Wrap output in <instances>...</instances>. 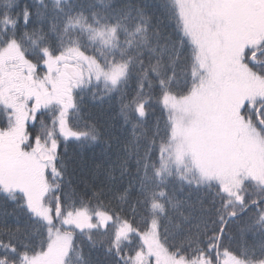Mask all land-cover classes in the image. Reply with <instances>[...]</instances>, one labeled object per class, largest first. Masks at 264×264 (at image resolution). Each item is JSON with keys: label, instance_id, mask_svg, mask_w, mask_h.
Wrapping results in <instances>:
<instances>
[{"label": "snow or ice", "instance_id": "6c2138e0", "mask_svg": "<svg viewBox=\"0 0 264 264\" xmlns=\"http://www.w3.org/2000/svg\"><path fill=\"white\" fill-rule=\"evenodd\" d=\"M0 264H264V0H0Z\"/></svg>", "mask_w": 264, "mask_h": 264}, {"label": "trees", "instance_id": "16d2710c", "mask_svg": "<svg viewBox=\"0 0 264 264\" xmlns=\"http://www.w3.org/2000/svg\"><path fill=\"white\" fill-rule=\"evenodd\" d=\"M84 110L86 114H90L93 119L97 120L102 126H106L108 122H110V118L115 111V106L109 109L108 103L100 104L97 102H93L90 98H85L84 101ZM113 131H116L113 129ZM105 137L104 139H106ZM101 149L97 148H86L83 151L78 149L76 145L69 146V154H76L77 159L79 160L82 157L81 166L78 169L77 179H90V170L95 159L100 157ZM11 211V208H9ZM249 243L252 242V236L248 237ZM100 258L103 259L102 253L100 254Z\"/></svg>", "mask_w": 264, "mask_h": 264}]
</instances>
